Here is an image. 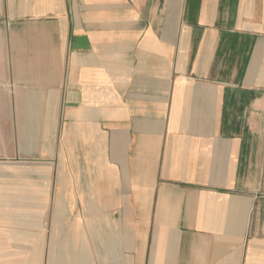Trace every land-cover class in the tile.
<instances>
[{
  "label": "crops",
  "instance_id": "crops-1",
  "mask_svg": "<svg viewBox=\"0 0 264 264\" xmlns=\"http://www.w3.org/2000/svg\"><path fill=\"white\" fill-rule=\"evenodd\" d=\"M0 264H264V0H0Z\"/></svg>",
  "mask_w": 264,
  "mask_h": 264
}]
</instances>
